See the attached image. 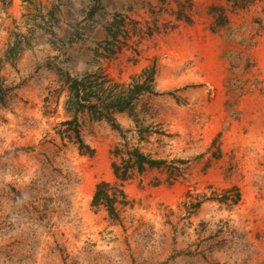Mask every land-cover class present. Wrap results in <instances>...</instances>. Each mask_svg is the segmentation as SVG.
Returning a JSON list of instances; mask_svg holds the SVG:
<instances>
[{"label":"rangeland","instance_id":"374dc122","mask_svg":"<svg viewBox=\"0 0 264 264\" xmlns=\"http://www.w3.org/2000/svg\"><path fill=\"white\" fill-rule=\"evenodd\" d=\"M210 1L238 45L215 77L180 45L192 0H103L92 19L90 0H0V264H264V52L243 53L264 0ZM152 66L119 129L66 109L65 73L126 85ZM133 149L165 163L138 171ZM113 163L130 166L117 218L91 203Z\"/></svg>","mask_w":264,"mask_h":264},{"label":"trees","instance_id":"16d2710c","mask_svg":"<svg viewBox=\"0 0 264 264\" xmlns=\"http://www.w3.org/2000/svg\"><path fill=\"white\" fill-rule=\"evenodd\" d=\"M103 0H90L91 4L87 8L86 17L92 19L103 7ZM238 2V0H231ZM213 11L216 8L212 9ZM222 13L221 9L217 10ZM220 25L225 22L219 21ZM110 30V28H109ZM20 41L9 47L8 53L15 56L22 50L23 44ZM154 76V67L145 68L142 70L141 75L138 77L142 80H133V82L124 84L114 81L112 78L107 77L103 73L89 72L82 76H71L65 73V81L68 83L69 99L67 101V110H72L74 115L87 108L93 116L97 119H104L111 124L113 128L119 129L120 125L115 119V114L130 111L133 102L144 92H153L152 82ZM105 84H107L106 87ZM75 121V116L72 120L65 121L71 124ZM133 158L131 166H136L138 171H143L145 166L158 167L165 163L163 159H153L147 155L133 149L130 152ZM113 172L115 177L120 181L119 184H111L107 181H100L96 185L95 192L92 196V205L95 207L106 206L109 214L118 217L115 211V204L118 202V196H124L123 190L120 185L127 180L130 176L129 163L120 166L113 163Z\"/></svg>","mask_w":264,"mask_h":264},{"label":"crops","instance_id":"0c3cea01","mask_svg":"<svg viewBox=\"0 0 264 264\" xmlns=\"http://www.w3.org/2000/svg\"><path fill=\"white\" fill-rule=\"evenodd\" d=\"M193 6L191 11V24H187L188 30L186 34L181 38L182 46L187 47L190 57L194 58L195 61H198L200 56H203V62L206 66L205 72L212 74L211 76H221L223 72L225 62L221 59L222 56L228 54L226 52L228 48L236 50L235 46H238L234 43L233 40L227 41L225 35L221 32H213L212 23L208 22L207 9L205 0H192ZM210 1V0H209ZM229 6L234 5L235 2L231 0H221ZM211 2V1H210ZM212 16V14H211ZM225 25V24H224ZM223 25V26H224ZM214 26V25H213ZM222 26V25H221ZM226 26V25H225ZM188 34V35H187ZM186 38L183 40V38ZM192 37V40H189ZM263 38H258L257 43L249 47V51H244L243 53L248 56L261 57V54L264 52V36ZM257 38H254L256 40ZM243 55V54H242ZM208 63V68H207Z\"/></svg>","mask_w":264,"mask_h":264}]
</instances>
